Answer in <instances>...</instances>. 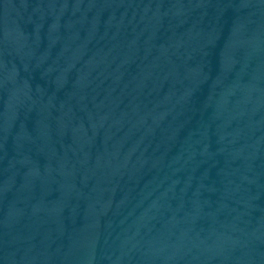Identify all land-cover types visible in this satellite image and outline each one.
Wrapping results in <instances>:
<instances>
[{"label": "water", "instance_id": "95a60500", "mask_svg": "<svg viewBox=\"0 0 264 264\" xmlns=\"http://www.w3.org/2000/svg\"><path fill=\"white\" fill-rule=\"evenodd\" d=\"M0 264H264V0H0Z\"/></svg>", "mask_w": 264, "mask_h": 264}]
</instances>
